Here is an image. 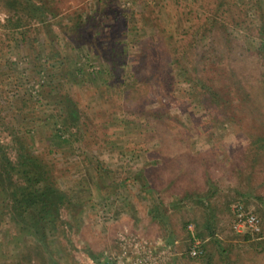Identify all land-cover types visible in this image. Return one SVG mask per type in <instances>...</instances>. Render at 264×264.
I'll return each mask as SVG.
<instances>
[{"label": "rangeland", "instance_id": "obj_1", "mask_svg": "<svg viewBox=\"0 0 264 264\" xmlns=\"http://www.w3.org/2000/svg\"><path fill=\"white\" fill-rule=\"evenodd\" d=\"M45 2L55 15L49 35H57V24L81 26L71 49L60 46L57 52L72 58L81 52L90 84L74 89L80 105L79 150L52 152L44 138L50 135L49 115L31 109L45 124L37 129L32 150L54 165V181L77 208L61 212L65 235H53L43 246L11 222L0 192V264H222L208 224L229 250L228 264H264V60L255 55V31L236 29L227 36L219 30L231 50L224 60L226 77L216 86L227 87L231 106L217 112L207 101L199 102L196 85L185 81L197 73L209 75L217 56L213 48L221 53L213 45L214 33H206L199 47L178 36L172 50L165 40L174 33L171 24L180 30L182 21L194 29L205 23L213 0H201L205 9L197 1L189 8L178 0ZM5 18L0 9L1 25ZM243 26L249 28V22ZM40 28L26 25L30 42L22 45L6 41L7 30L0 26V113L8 126L19 120H11L7 108L15 100L20 106V98H37L45 81L34 66L35 53L45 51L40 43L47 28ZM138 28L144 32L137 34ZM207 29L202 25L200 32ZM243 39L252 51L244 52ZM114 59L135 79L134 90L122 96L110 86L112 79L109 88L101 86ZM238 82L243 94L236 90ZM37 106L33 100L31 107ZM157 202L167 209L166 229L152 219ZM237 203L258 212L259 238L232 231L231 208ZM193 238L204 254L190 255Z\"/></svg>", "mask_w": 264, "mask_h": 264}, {"label": "trees", "instance_id": "obj_2", "mask_svg": "<svg viewBox=\"0 0 264 264\" xmlns=\"http://www.w3.org/2000/svg\"><path fill=\"white\" fill-rule=\"evenodd\" d=\"M174 1L170 0L171 4H175ZM178 1L182 6L189 8L197 1L198 8H206V5L201 0ZM178 5H175V9L176 7L177 9L179 8ZM211 7V13L205 18L206 22L198 25L197 29H194L188 21L189 24L186 21L180 22V30H174L171 24L169 27L174 33H168L165 36V40L172 50L177 48L179 41L175 44L173 42L175 39L177 40L178 36L182 38L189 37L192 43L191 46L199 47L205 41L208 33H214L215 41H213V45L221 53L218 54L217 49L213 48V52L217 55L213 57V65L208 64V59L205 60V66L209 65L211 67L208 70L210 71L209 75L205 76L197 73L194 78L185 77V81L196 85L200 95L199 102L200 99L203 103L207 101L218 112L219 110H227L228 106H231L229 104L231 99L226 97L229 92L227 87L225 86V90H223L218 89L216 86L217 81L226 77V74H224L226 70L224 60H229L228 52L231 50L229 49V38H222L219 30H222L227 36H229V32H234L236 29L255 31V36L253 37L257 41L256 47H254L255 55L264 60V3L261 0H213ZM0 9L6 15L4 24H0L7 30L5 34L6 41L9 39V41H18L20 44L25 45L29 41L28 31L23 29L26 25L35 24L41 26L40 29L43 26L47 28L44 32L45 37L40 43L45 48V51L36 52L34 58V66L39 69L38 73L42 72L45 79L39 85L37 98L32 96L20 98V106L15 100L12 108H7L6 113L11 115L9 116L11 117L10 119L14 120L16 118L19 120L17 125L15 123L8 126L5 123V116L0 113V138L2 139H0V192L4 199L6 198V215L28 237L34 239L38 244L47 246L53 235L65 233V222L61 219V212L70 210L69 208L71 207L77 208V205L72 203L70 196L61 190L54 181V165L46 161L42 154L38 155L32 150L34 141H37L35 138L39 135L37 129L44 127L45 124L42 123L43 118L40 115H34L33 112L36 110H30L37 109V113H41L42 116L44 114L49 115L51 120L50 135H46L44 138L52 152L64 153L63 150L66 147L79 150L75 146L78 141L76 136L81 134V118L80 105L75 95L76 91H82L90 84V79L83 75L85 70L80 62L81 52H76L78 54L75 53L74 58H72L68 57L66 52L61 54L62 52L57 51L60 46H62L61 50L65 48L71 49L73 40L76 37L74 34H78L81 31V26L76 23L67 28L64 25L57 24V35L53 37L49 35L51 31L49 26L52 27V24L49 23L54 19L55 15L45 0H0ZM168 15L174 18L170 13ZM179 15L181 14L179 13ZM247 22H249V28L248 26H243ZM202 25L208 26V29L200 32ZM250 27H253L252 30ZM143 32V29L138 28L137 34ZM38 35L42 38V33ZM79 36L77 35L75 39H80ZM249 37L252 38V36H244V39ZM52 38L54 40L50 42ZM244 39V52L252 51V46L248 42L245 43ZM125 70L119 69L114 59L107 74L108 79L105 80L106 82L103 81L101 86L104 85L105 89L109 88L108 83L112 79L113 83L110 86H112V89L116 87L118 96L132 91L129 90L132 86L134 90V75L131 71ZM120 78H123V80H119ZM236 90L239 94L244 93L239 86V82L236 84ZM241 98L244 97L242 96ZM33 100L38 104L37 107H31ZM236 101L239 102L238 99ZM24 109L28 111H24ZM223 114L226 116V112ZM44 119H46L45 116ZM3 134L6 138L2 137ZM91 167L93 171L98 172L96 166L91 164ZM243 206L247 209L245 205ZM150 213L152 219L164 228L165 220L163 218H166L167 209L163 207L161 202L154 204ZM253 213L258 217V212L253 211ZM206 230L215 246L220 262L228 264L229 250L216 238L210 224L207 225ZM260 234L251 235L246 233L243 235L238 234L237 236L259 238ZM196 237L199 239L203 238L198 234H196ZM202 252L203 254L205 253L204 247ZM53 264L57 263L53 262Z\"/></svg>", "mask_w": 264, "mask_h": 264}, {"label": "built area", "instance_id": "obj_3", "mask_svg": "<svg viewBox=\"0 0 264 264\" xmlns=\"http://www.w3.org/2000/svg\"><path fill=\"white\" fill-rule=\"evenodd\" d=\"M232 223L231 229L236 234H246L257 235L261 233V224L259 218L248 209L244 208L242 204H235L231 208ZM194 244L190 250V255L192 257L199 256L201 250L199 243L192 239Z\"/></svg>", "mask_w": 264, "mask_h": 264}]
</instances>
